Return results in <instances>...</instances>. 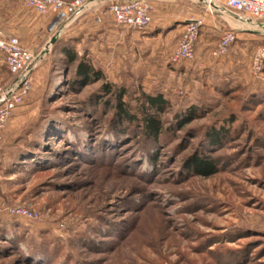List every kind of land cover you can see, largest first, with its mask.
<instances>
[{"label":"rangeland","instance_id":"rangeland-1","mask_svg":"<svg viewBox=\"0 0 264 264\" xmlns=\"http://www.w3.org/2000/svg\"><path fill=\"white\" fill-rule=\"evenodd\" d=\"M204 1H155L137 32L114 25L104 0L55 34L50 15L0 0V34L35 58L1 138L0 264H264V60L253 65L264 21ZM192 18L203 22L194 59L173 62ZM227 30L237 40L215 58ZM80 60L102 78L78 82ZM14 80L0 52V89ZM106 84L136 123L117 119ZM197 156L217 172L195 176Z\"/></svg>","mask_w":264,"mask_h":264},{"label":"built area","instance_id":"built-area-1","mask_svg":"<svg viewBox=\"0 0 264 264\" xmlns=\"http://www.w3.org/2000/svg\"><path fill=\"white\" fill-rule=\"evenodd\" d=\"M104 0H24L25 7L36 12L40 16L50 15L49 30L51 33L60 31L61 25L71 22L86 13L89 8L97 7ZM108 14L117 27H124L131 31L142 32L148 29L152 21V0H107ZM205 7L211 14L224 9L234 15L240 16L246 21H264V0H205ZM99 23L100 18L96 17ZM203 25L202 20L189 22L179 37L178 46L172 56L173 62L180 60H193L195 56V44ZM216 48L213 50L215 58L223 56L227 48L237 40L233 30L224 31ZM0 52L5 57V65L15 80L8 88L0 89V155L2 153L1 138L4 127L12 112L22 103L23 97L29 91L27 79L34 63L32 53H29L13 37H5L0 34ZM264 60V50L255 54L253 65L255 71H259Z\"/></svg>","mask_w":264,"mask_h":264},{"label":"trees","instance_id":"trees-1","mask_svg":"<svg viewBox=\"0 0 264 264\" xmlns=\"http://www.w3.org/2000/svg\"><path fill=\"white\" fill-rule=\"evenodd\" d=\"M63 55L65 56V59L67 60L68 64L76 63V61L78 60L76 53H74L71 49L64 50ZM76 70V79H78V82H82L81 84L83 85L91 84L93 80H100L102 78L101 72L97 69H94L84 60L78 61ZM102 92L104 94L115 93L114 111L117 115V119L121 123H136L137 119L131 113H129V110L125 105V102L123 100L124 92L122 90L119 92H114L112 86L106 84L105 86H103ZM144 98L146 100V103L149 105L150 109L154 108L156 111L164 109L167 105V101L160 96H145ZM141 121L144 124L145 131L151 136L153 135L156 138L160 134L161 127L159 121L154 117V115H147L143 117ZM227 132L228 130L222 129L221 133L223 137L227 135ZM189 167L191 168V170H193L195 176L199 175L201 177H210L212 176V174L217 172V169L215 168L212 160L209 161L199 156L195 157L191 161Z\"/></svg>","mask_w":264,"mask_h":264},{"label":"crops","instance_id":"crops-1","mask_svg":"<svg viewBox=\"0 0 264 264\" xmlns=\"http://www.w3.org/2000/svg\"><path fill=\"white\" fill-rule=\"evenodd\" d=\"M65 1L70 2V1H73V0H65ZM155 1L160 2V4H161L162 2H164V4H170V5H175V4L177 3V0H152V3L155 2ZM164 6H165V5H164ZM95 11H97V10H95ZM97 12H98V11H97ZM95 14L97 15V17L100 18V22L97 23V22H95V19H94V23H95V24H101V25H103L104 23L101 22V21L105 22V18L103 19V17H102L103 14H100V15H98L99 13H95ZM84 18H86V16H84L83 19H84ZM187 20H188V19H184V21H187ZM192 20H202V19H199V18H192V19H190V21H192ZM78 23H79V21H78ZM186 26H187V25L183 26L182 31L185 30ZM181 34H182V33H181Z\"/></svg>","mask_w":264,"mask_h":264},{"label":"water","instance_id":"water-1","mask_svg":"<svg viewBox=\"0 0 264 264\" xmlns=\"http://www.w3.org/2000/svg\"><path fill=\"white\" fill-rule=\"evenodd\" d=\"M53 41H52V43L54 42V38L52 39Z\"/></svg>","mask_w":264,"mask_h":264}]
</instances>
